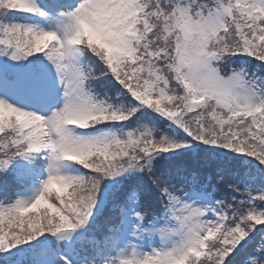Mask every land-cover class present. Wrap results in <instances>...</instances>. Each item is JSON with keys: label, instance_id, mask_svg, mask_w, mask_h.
<instances>
[{"label": "snow or ice", "instance_id": "obj_1", "mask_svg": "<svg viewBox=\"0 0 264 264\" xmlns=\"http://www.w3.org/2000/svg\"><path fill=\"white\" fill-rule=\"evenodd\" d=\"M0 264H264V0H0Z\"/></svg>", "mask_w": 264, "mask_h": 264}]
</instances>
